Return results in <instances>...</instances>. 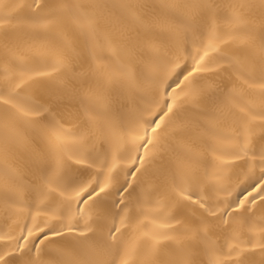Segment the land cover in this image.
<instances>
[{
  "label": "snow or ice",
  "instance_id": "1",
  "mask_svg": "<svg viewBox=\"0 0 264 264\" xmlns=\"http://www.w3.org/2000/svg\"><path fill=\"white\" fill-rule=\"evenodd\" d=\"M4 7V0H0V9ZM28 7L31 14L21 21L28 30L46 37L72 30L83 37L86 46L100 35L98 9H124L138 28L151 31L137 14L139 6L130 3L33 0ZM213 7L208 0H166L159 6L158 15L164 18L160 30L174 39L175 53L165 60L168 53H162L155 38L146 40L139 50L122 49L132 57L130 63L119 65L104 77L106 85L119 83L127 90V109L119 115L100 86L89 87L87 99L81 95L82 90L70 86L73 79L83 78L72 71L71 60L76 53L71 41L63 40L48 65L50 71L29 69L22 58L8 49L15 57L12 68L18 75L9 78L0 90V104L5 106L0 112V151L14 159L23 151L28 159L24 169L0 168V200L18 206L21 212L27 209L25 220L31 223L25 224L19 235L0 236V264H45L43 256L52 255L48 244L54 238H58L55 242L61 247L48 264H138L140 249L134 240L125 239V234L140 204L139 197L135 204L132 197L141 177L147 175L157 159L160 163L155 174L171 181V206L193 207L199 216L194 227L181 231L172 223L176 217L169 215L168 222L161 225L167 231L145 233L149 243L140 264H264V217L259 221L260 235H251L257 225L255 210L264 208V108L257 112L250 102L241 103L245 96L241 85L258 89L264 98V29L257 37L248 28L243 10L252 5L240 3L234 6L238 11L229 17L232 31L226 37L220 35L213 21L209 42L201 40L197 45ZM13 19L8 13L0 15V38L6 48L15 27L11 24ZM105 43L113 53L121 50L111 38ZM189 44L192 50L188 49ZM229 44L234 51H223L222 45ZM149 50L150 54L145 55ZM182 51L187 55H182ZM188 60L192 62L191 69H186L174 85L169 84ZM208 72L228 80L235 78L239 83L227 90L202 75ZM145 85L151 87L153 97L146 107H140L137 101L143 99ZM33 87L47 95L45 103H34L24 94L25 88ZM65 98L80 101L86 118L84 131L74 133L64 127L67 121L63 117L57 119V109ZM225 112L237 115L238 123L231 135L221 137L215 123ZM125 118L136 125L130 139L127 135L120 137L131 148L120 153L117 146L111 159L108 152L102 158L94 155L93 139L115 140L117 121L123 132L129 133ZM28 131L45 139L44 146L33 147ZM193 134L224 140L228 145L217 157L220 172L208 191L176 170L183 169V159H178L174 169L164 155L176 152L172 141ZM192 152L191 145L185 144L181 156L191 158ZM74 157V163L82 165L87 175L66 179L68 162ZM32 168L41 173L39 185L27 178ZM227 169H236L233 175L240 182L236 187L246 185L235 200L229 199L235 188L230 183L232 177L225 175ZM144 191L149 196L155 193L150 183ZM213 194L215 204L209 202ZM156 206L167 207L163 201H157ZM163 241H171L176 247L165 249Z\"/></svg>",
  "mask_w": 264,
  "mask_h": 264
},
{
  "label": "bare ground",
  "instance_id": "2",
  "mask_svg": "<svg viewBox=\"0 0 264 264\" xmlns=\"http://www.w3.org/2000/svg\"><path fill=\"white\" fill-rule=\"evenodd\" d=\"M83 4L91 3H104L105 0H79ZM110 5H119L122 3H130L139 6L136 11L137 14L144 18L145 25L151 28V31L138 28L128 17L127 12L124 9L103 10L98 9L97 15L100 18V35L89 42L86 46L83 37L72 30H65L60 35L44 36L39 32H33L28 30L22 23L25 18L31 14V9L28 5L33 4V0H4L5 7L0 9V15L8 13L14 19L11 24L15 27L12 29L11 38L7 41V48L5 47V41L0 38V90L4 89L8 83L9 78H14L18 73L12 68V61L15 57L22 58V62L29 69H37L41 71H50L48 67L55 59V53L61 49L63 40L67 39L72 42L75 48V56L71 60L72 71L77 74L78 77L70 81V86L75 89H80L81 95L87 99V89L89 87L100 86L105 93L113 101V111L119 115L120 112H126L128 105V93L122 84L113 83L112 85H106L104 77L113 71H116L121 64H129L132 57L127 55L123 48H134L139 50L140 46L149 39H157L160 48L163 52H167L168 56L164 57L166 60L175 53L174 39L163 33L160 30V25L164 23V18L159 16V6L166 2V0H106ZM214 7L208 16V22L203 29V36L197 40L199 45L202 40L204 43L209 42V26L214 21L217 25L218 31L221 36H227L232 31V25L229 23V17L236 11L235 5L244 3L246 5H252V7H246L243 10L244 17L247 21V26L258 37L261 29H264V0H208ZM22 5V7H18ZM107 38H111L117 42V45L121 50L117 53L106 45ZM11 49L15 53L13 57L12 53L8 51ZM188 49L192 50V45H188ZM222 50L225 52L234 51V46L222 45ZM150 50L145 52V55H149ZM182 55H187L186 51H182ZM17 62H21L17 60ZM192 67L191 60L182 63L181 68L174 74L169 84H173L179 77L182 79V74H186V69L190 70ZM8 69V71H6ZM209 79L210 82L219 84L221 87H227V90H231L234 84L239 82L233 78L228 80L221 75H216L212 72L202 74ZM244 89L245 96L241 103L250 102L255 106L256 111H260L264 108V98L259 95V90L256 88L249 89L247 85H241ZM178 91V89H177ZM24 94L28 96L32 102L43 104L47 100V95L38 90L37 88H25ZM143 99H138L137 103L140 107H146L153 97V90L150 86L145 85L143 92L141 93ZM124 106L123 108L121 106ZM4 105L0 104V112H3ZM57 119L63 117L67 123H64V127L74 133L84 131L85 116L83 108L78 99L65 98L60 102L57 109ZM145 118L148 119L147 115ZM238 116L235 114H229L225 112L224 115L216 120V130L221 137L231 135L237 127ZM257 124L259 121L257 120ZM125 126L129 129V133L125 134L123 129L120 128L117 121V137L115 140H101L93 139L92 144L95 147V153L99 154L101 158L104 152H108L109 159H111V153L118 146L120 153H125L131 148L130 143L123 142L120 137L125 135L130 139L134 134L136 125L134 122L125 118ZM23 131V129H21ZM259 135V128H257V137ZM27 136L29 142L33 147H42L46 143V140L37 136L33 131H28ZM35 137V140L33 138ZM3 142V130L0 129V145ZM172 144L176 147V152H168L165 158L171 161V165L176 169L178 159H183V169H176L182 171L183 174L193 178L200 188L208 191L213 186V178L216 176L220 169L217 167L219 161L218 156L221 155V150H227L228 145L224 140H217L207 136L190 135L185 136L182 140L172 141ZM190 144L192 147L191 158L181 156L183 152V146ZM228 158V157H223ZM28 159V154L22 151V154L18 158L6 157L2 151H0V168L16 167L24 169L25 162ZM73 161L68 162L66 168V179H71L77 175H87V172L83 170L82 165H77ZM123 163V162H121ZM159 159L153 161L149 167V171L145 177H141L137 193L133 195L132 199L135 204L137 197H139L140 204L137 206V215L134 219L131 227L125 234V239L134 240L139 249L140 255L137 257L138 264L145 259L144 252L148 247V241L145 239V233L160 234L167 229L162 228L161 225L168 222L167 217L169 215L175 216L176 220L172 221L173 225L178 230H183L185 227H194V220L199 216V212L193 207H184L176 209L172 207L171 197V181L165 176H161L156 173L159 167ZM51 168L54 169V160L50 161ZM236 169L225 170V175L231 176V186L235 188L230 200H235L241 193L244 192L245 184H240L233 173ZM41 173L35 168L27 172V178L34 184H41ZM243 180V177H240ZM151 184L155 189V193L151 196L147 195L144 191L148 184ZM223 198V194H221ZM157 201H163L167 207L158 208L156 206ZM210 203H216L215 194L212 195ZM143 212V215L139 213ZM27 209L21 212L18 206L11 205L3 200H0V236H16L20 234V229L28 224L30 221L25 220ZM264 217V208H257L255 210L254 220L257 221L256 231L251 233L254 237H258L259 233V221ZM41 219H47L46 216H42ZM178 221V222H177ZM248 233L245 232V236ZM48 244V250L52 253L51 256L45 255L43 259L45 264H48L50 260H53L57 254V249L61 245L55 240ZM2 243V242H0ZM47 243V242H46ZM165 249H171L176 245L171 241H163ZM259 260V256H256Z\"/></svg>",
  "mask_w": 264,
  "mask_h": 264
}]
</instances>
